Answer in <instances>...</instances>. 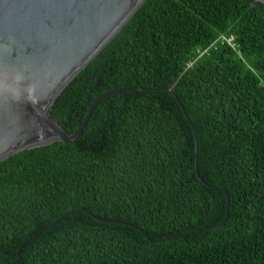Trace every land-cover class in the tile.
<instances>
[{
  "label": "trees",
  "instance_id": "1",
  "mask_svg": "<svg viewBox=\"0 0 264 264\" xmlns=\"http://www.w3.org/2000/svg\"><path fill=\"white\" fill-rule=\"evenodd\" d=\"M121 89L0 163V264H264V6L146 0L50 116Z\"/></svg>",
  "mask_w": 264,
  "mask_h": 264
},
{
  "label": "water",
  "instance_id": "2",
  "mask_svg": "<svg viewBox=\"0 0 264 264\" xmlns=\"http://www.w3.org/2000/svg\"><path fill=\"white\" fill-rule=\"evenodd\" d=\"M145 1L0 0V163L34 148L77 141L99 102L132 91L114 90L98 97L72 136L50 116L66 86ZM253 2L264 6V0Z\"/></svg>",
  "mask_w": 264,
  "mask_h": 264
},
{
  "label": "built area",
  "instance_id": "3",
  "mask_svg": "<svg viewBox=\"0 0 264 264\" xmlns=\"http://www.w3.org/2000/svg\"><path fill=\"white\" fill-rule=\"evenodd\" d=\"M221 42H227L228 44H230V46L234 47L235 44L233 43L234 42V39L233 38H225V37H221Z\"/></svg>",
  "mask_w": 264,
  "mask_h": 264
}]
</instances>
